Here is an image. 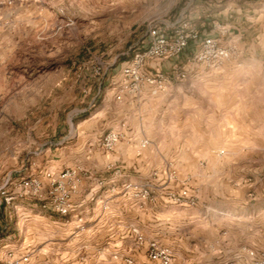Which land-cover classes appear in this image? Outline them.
Masks as SVG:
<instances>
[{
    "label": "rangeland",
    "instance_id": "rangeland-1",
    "mask_svg": "<svg viewBox=\"0 0 264 264\" xmlns=\"http://www.w3.org/2000/svg\"><path fill=\"white\" fill-rule=\"evenodd\" d=\"M182 13L226 26L237 56L117 101L148 22ZM110 131L149 145L106 153ZM78 167L69 217L0 196V264H264V0H0V186Z\"/></svg>",
    "mask_w": 264,
    "mask_h": 264
},
{
    "label": "built area",
    "instance_id": "built-area-1",
    "mask_svg": "<svg viewBox=\"0 0 264 264\" xmlns=\"http://www.w3.org/2000/svg\"><path fill=\"white\" fill-rule=\"evenodd\" d=\"M182 13L174 22L152 20L146 25L142 37L131 47L133 57L122 65L120 70L119 90L115 99L119 102L138 101L145 93L155 95L164 92L175 82L188 80L196 74V69L215 71L221 69L238 54L234 45H226L222 38L229 34V29L217 22L212 28L201 31L197 23L187 20ZM121 131H110L102 141L101 148L110 153L123 140L136 144L139 150L149 145L146 139L136 140ZM221 155L225 151L220 152ZM108 163L107 168H115ZM82 167L63 170H46V183L38 178L15 180L9 176L0 186L2 202L11 204L18 199L30 197L45 201L44 208L69 217L76 211L75 198L79 194L84 174ZM125 189L140 201L148 200L150 191L138 184L127 183ZM195 205L197 198L183 190L178 201ZM30 254L11 259L12 264H29Z\"/></svg>",
    "mask_w": 264,
    "mask_h": 264
},
{
    "label": "crops",
    "instance_id": "crops-1",
    "mask_svg": "<svg viewBox=\"0 0 264 264\" xmlns=\"http://www.w3.org/2000/svg\"><path fill=\"white\" fill-rule=\"evenodd\" d=\"M196 8H197V6H196ZM196 8H195V9H196ZM102 166H103V165H95L94 167H95V168H98V170H97L98 173H101L99 170H100L101 168H103ZM99 168H100V169H99ZM98 175H99V174H98ZM100 177H101V178H104L102 175H101Z\"/></svg>",
    "mask_w": 264,
    "mask_h": 264
}]
</instances>
